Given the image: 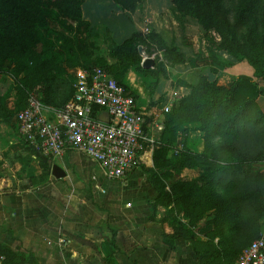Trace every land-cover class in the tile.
Masks as SVG:
<instances>
[{
  "label": "crops",
  "instance_id": "crops-1",
  "mask_svg": "<svg viewBox=\"0 0 264 264\" xmlns=\"http://www.w3.org/2000/svg\"><path fill=\"white\" fill-rule=\"evenodd\" d=\"M81 11L83 25L89 26L87 36L97 48L95 54L109 64L114 61L110 44L120 45L134 33L157 34L165 46L184 54L185 62L171 65L154 45L152 54L145 45V55L158 56L165 74L156 78L132 66L123 75L122 84L146 115L142 163L124 182L105 178L83 152L48 157L32 148L18 136L16 115L6 104L13 117L8 122L0 120V245L18 254H33L37 264H200L193 243L177 233L183 227L196 241L201 240L202 220L191 226L175 203L166 204L160 198L161 191L171 192V186L159 184V173L175 171L154 167L156 146L162 143L169 159L186 149L194 153L205 150L201 123L188 120L178 109L200 80H214L228 88L243 76L256 81L263 92L264 80L255 77L247 60L235 61L219 50L215 32L204 30L192 16L181 18L173 0H142L134 11L113 0H83ZM82 30L85 41L86 30ZM218 62L231 64L221 67ZM212 68L218 72L212 73ZM71 72L74 81L76 72ZM249 109L264 114V96H258ZM261 120L259 131L264 130V117ZM217 138L211 137L209 142L216 144ZM54 164L65 171L63 178L52 175ZM261 169L264 178L263 162ZM198 175V170L185 167L179 180L187 182ZM242 250L236 251L235 264ZM216 251L218 256L224 253L222 247ZM0 264H4L3 258ZM208 264L226 261L216 257Z\"/></svg>",
  "mask_w": 264,
  "mask_h": 264
},
{
  "label": "trees",
  "instance_id": "trees-1",
  "mask_svg": "<svg viewBox=\"0 0 264 264\" xmlns=\"http://www.w3.org/2000/svg\"><path fill=\"white\" fill-rule=\"evenodd\" d=\"M38 1L39 0H0V51L6 50L10 52L16 49L21 50L25 56L28 51L24 46L26 41L23 39L36 43L35 38L30 37L26 32H30L35 23L37 24L39 21ZM50 1L59 13L77 19L81 24H84L81 11L83 0ZM113 1L120 4L124 9L134 11L139 7L142 0ZM173 2L181 18L187 15L196 18L207 32L211 31V29H215L221 38L218 43L219 50L225 51L235 61L247 60L254 68L255 77L264 80V13L262 14L261 8L258 7L261 0H239V3L235 5V7L238 8V11H236L237 14L231 19L226 16V14L230 12L229 9L225 8L222 10L224 7L221 6L223 0H173ZM247 13H252L253 18H247L251 17L250 15L246 16ZM246 28L248 29V33H245ZM61 33L64 34V32ZM87 37L88 38L83 42H78V40L71 36L68 37L69 41L76 42V46L74 47L76 48V55L75 53L74 55L77 57V60H79V58L83 60L82 62L76 61L75 66L82 65L83 67H88V64L94 63L95 66H99L109 72L120 83H122L123 75L132 66H138L140 70L147 73L150 72L156 78L161 73L165 74L164 65L159 61L158 56L155 58L153 68L143 69L141 67L140 63L142 57L138 52V46L146 45L150 54L155 52L154 50L160 51L163 54L164 60L171 65L185 62L184 54L178 52L177 48L174 46H165L162 39L157 36V34L148 33L146 36H143L142 34L134 33L120 45H115V47L111 49L110 56L114 61L109 64L104 57H100L95 53L94 58L91 57L92 51H95L97 48L95 47V43L90 40V36L88 35ZM14 41H17V45L15 46L11 45ZM153 45L156 49L150 50V47L152 48ZM70 50L72 51L73 47L70 48ZM70 50L68 51V59L75 60V58L73 59L71 56ZM18 57L19 56L15 58ZM230 64L231 63L218 62L217 65L224 67ZM25 65V60L23 62L18 60L17 68L11 70V78L17 82V85L19 84L16 89L17 97L21 105L17 109V112L26 105L28 97V95L24 97V92H28L26 89L32 88L38 83L33 77L34 72L29 71ZM2 72H5L4 69L0 70V73ZM211 72L215 74L218 70L212 68ZM47 82L51 84L49 87L53 88L59 87L60 82L63 81H61L60 76H51L47 79ZM69 89L68 93L66 92L64 100L55 102L54 97L50 96L46 98V102L51 105L56 104L58 107L63 106L73 94V87ZM49 90L52 92L51 89ZM191 90L192 92L179 102L178 109L188 117V120L201 123L200 129L205 132L206 148L202 153H194L186 149L182 151L181 154L166 160L163 166L159 160L160 156H163L167 150L166 147H163L160 150H155L154 167L160 169L162 167L172 166L176 170L188 167L198 170L199 175L196 178L187 182H178V188L174 189L176 185L173 186L169 193L164 190V194L162 191L160 193V198L162 200H167L166 204H170L171 202L175 203L178 211L182 212L184 217L190 220V225L193 226L194 222L202 218V216L199 215L192 220V210L197 206L198 200L200 199L199 197L197 200V195H202L201 192L205 189L207 190V187L210 185H221L223 179L228 178V176L232 181L239 177L238 174L242 173L239 171V168H235L236 165L230 163L221 164L220 162L219 150L224 147L232 151L230 146L217 142L216 144H211L209 139L211 137L222 138L223 136H231L248 127L251 128V126L254 128L256 126L259 127L260 123H262L261 118L264 117V114L250 112L249 106L253 104V101L258 96H264V92L258 88V83L256 81L243 76L236 78L234 83L228 88L217 85V82L214 80L211 81L204 78L200 80L196 86H193ZM8 112L9 110L6 108V105L0 104L1 121L10 120L12 118V115H8ZM259 117L261 118L259 119ZM231 156L233 155L231 154ZM248 157L249 156H247V158ZM254 157H257V155H253V158ZM260 157V162L264 163V155ZM152 173L156 175L155 171H152ZM157 179L159 184L164 188L165 185L162 180L159 178ZM201 189L202 191H200ZM196 192L198 194H196ZM263 197L264 194L261 197L260 203L264 208ZM224 206V202L219 206L215 218L216 226H222V224H224L222 220L227 217H232L233 220L236 219L241 204H237L236 208H227ZM242 221H244L243 218ZM239 223L240 222H236L235 224V222H233L232 226L238 225ZM179 231L180 233L177 234L185 236L193 243V248L200 264L214 262L216 255L210 259V253L207 252L208 250H200L198 241L195 240L194 236L188 235V230H184L183 227H180ZM0 258L4 259V264H37V260L33 254H18L2 245H0Z\"/></svg>",
  "mask_w": 264,
  "mask_h": 264
},
{
  "label": "rangeland",
  "instance_id": "rangeland-1",
  "mask_svg": "<svg viewBox=\"0 0 264 264\" xmlns=\"http://www.w3.org/2000/svg\"><path fill=\"white\" fill-rule=\"evenodd\" d=\"M38 3L39 21L37 24L35 23L30 32H26L30 37L35 38L36 43L23 39L26 41L24 46L28 51L25 56L21 50L13 49L10 52H7L6 50L0 51V70L4 69L5 71L0 73V93H4L3 96H0V104L4 106L9 104L12 106V112H14L15 115L21 104L16 96V87L19 86V84L17 85V82L11 78V70L17 68L18 60H21V62L25 60V66L29 71L34 72L33 77L36 79V82H38L32 88L26 89L28 92H24V97L26 95H32L44 106H52L55 108L58 106L56 104H48L46 98L53 96L55 102L64 100L66 92L68 93V89L73 86V74L71 71L73 70L75 73L80 67H83L82 65L75 66L76 61L82 62L83 60L82 58L77 60V57L75 56L76 48H74L76 42L69 41L68 37L71 36L78 40V42H83L84 37H82V29L85 28V35L87 36V34H89V26L86 27L81 24L79 20L63 14L62 16L65 19H59L56 13L58 10L50 0H39ZM238 3L239 0H223L221 6L224 7L222 10L225 8L229 9L230 12L227 13L226 16L230 19L237 14L236 11H238V8L235 7V5ZM258 7L261 8L263 14L264 0H261ZM248 15L251 17L247 18H253L252 13H247L246 16ZM211 31L215 32L219 36V40H221L220 35L215 29H211ZM61 32H64V34ZM245 33H248L247 28L245 29ZM87 38L88 37H86V39ZM11 45H17V41H14ZM110 45L113 49L114 44ZM72 47L73 50L71 51L70 48ZM69 50L71 56L73 59L75 58V60L68 59ZM94 53L95 51L93 50L91 55L93 58ZM17 56L19 57L15 58ZM62 65L69 67V69L64 68ZM94 65V63H90L87 65L88 67L84 68L95 67ZM51 76H60L63 81L62 84L59 87H49L51 84L47 82V79ZM144 85H146V83ZM49 89H51L52 92ZM216 142L220 144H228L232 150H227L224 147L219 150L220 153L218 154L221 158V164H234L236 165L235 168H239V171L242 173L238 174L239 177L232 181L228 176V178L223 179L221 185H210L207 187V190L205 189L201 192L202 195H197V200L199 197L200 199L198 200L197 206L192 210V220H194V217H198L199 215L202 216L200 219L202 220L200 231L202 230V232H204V238L198 240V243L201 249L209 251V258L212 259V257L217 254L215 253L217 252L216 249L222 247L224 253L220 256L216 255L215 258L219 257L223 261H226V264H235L234 260L237 255L236 253L241 251L244 247H247V245L260 237L261 233L264 232V208L260 203L261 197L264 194V178L262 177L263 174L260 172V170H262V162L259 160L261 159L260 156L264 155V130L261 132L259 131L258 126L255 128L251 126V128L248 127L247 129L241 130L239 133L231 136H223L222 138L218 137ZM163 147L165 146L162 145V143L157 144L156 150H160ZM231 154L233 156H231ZM166 155L167 151L159 158L160 163L163 166L164 162L169 159ZM176 155H178V153H176ZM253 155H257V157L253 158ZM247 156L249 157L247 158ZM168 167L173 169L175 174L164 171L159 173L160 179L165 186L169 184L172 188L176 185L174 189H177V183L184 182L179 180L180 170H176L172 166ZM165 181L168 183L165 184ZM200 191H202V189ZM196 194L198 193L196 192ZM222 202L225 204L224 207L227 208H236V205L239 203L241 204V207L238 209V216L236 219L233 220L232 217H227L224 219L225 222L222 220L224 223L222 226H216L215 218ZM242 218L244 221H242ZM233 222H235V224L236 222L240 223L232 226ZM196 224L197 222H194V225ZM177 228L179 229V227Z\"/></svg>",
  "mask_w": 264,
  "mask_h": 264
},
{
  "label": "built area",
  "instance_id": "built-area-1",
  "mask_svg": "<svg viewBox=\"0 0 264 264\" xmlns=\"http://www.w3.org/2000/svg\"><path fill=\"white\" fill-rule=\"evenodd\" d=\"M145 117L135 96L95 66L76 71L73 94L63 106H44L29 95L15 119L18 136L45 156L83 152L105 178L124 182L142 163ZM236 264H264V237L245 247Z\"/></svg>",
  "mask_w": 264,
  "mask_h": 264
},
{
  "label": "water",
  "instance_id": "water-1",
  "mask_svg": "<svg viewBox=\"0 0 264 264\" xmlns=\"http://www.w3.org/2000/svg\"><path fill=\"white\" fill-rule=\"evenodd\" d=\"M138 52H139L140 56L142 57V60L140 63L141 67L143 69L153 68L154 64H155V58L152 56L145 55L142 46H138ZM101 118L107 120L106 114L103 115ZM52 175L55 178L59 179V178H63L66 175V173L60 166H58L57 164H54L52 166Z\"/></svg>",
  "mask_w": 264,
  "mask_h": 264
}]
</instances>
